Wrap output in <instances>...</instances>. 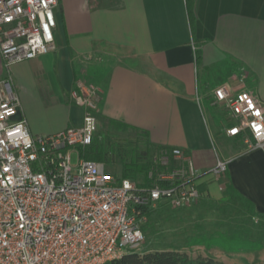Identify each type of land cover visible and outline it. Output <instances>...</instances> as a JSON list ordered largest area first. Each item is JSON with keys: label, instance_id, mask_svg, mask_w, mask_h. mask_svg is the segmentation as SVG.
Returning a JSON list of instances; mask_svg holds the SVG:
<instances>
[{"label": "crops", "instance_id": "obj_1", "mask_svg": "<svg viewBox=\"0 0 264 264\" xmlns=\"http://www.w3.org/2000/svg\"><path fill=\"white\" fill-rule=\"evenodd\" d=\"M55 12L56 50L11 68L17 119L33 135L80 126L72 92L94 83L99 124L120 120L154 148L182 149L199 171L200 196L225 194L230 182L264 215V149L228 136L231 113L213 110L220 85L264 104V0H194L193 29L186 0H60ZM218 160L228 170L215 176Z\"/></svg>", "mask_w": 264, "mask_h": 264}, {"label": "built area", "instance_id": "obj_2", "mask_svg": "<svg viewBox=\"0 0 264 264\" xmlns=\"http://www.w3.org/2000/svg\"><path fill=\"white\" fill-rule=\"evenodd\" d=\"M59 2L0 0V264H106L143 245L149 208H183L200 197L199 171L180 148L154 157L146 185L84 157L99 127L101 89L94 83L79 81L72 92L84 109L80 126L36 136L25 117L17 119L22 106L11 68L56 50ZM213 96L232 115L227 135L264 149V104L225 85ZM227 170L218 160L210 172Z\"/></svg>", "mask_w": 264, "mask_h": 264}, {"label": "rangeland", "instance_id": "obj_3", "mask_svg": "<svg viewBox=\"0 0 264 264\" xmlns=\"http://www.w3.org/2000/svg\"><path fill=\"white\" fill-rule=\"evenodd\" d=\"M5 76L4 72L0 79ZM213 110L219 114L226 111L220 105L215 106ZM95 137L108 151L105 159L100 162L115 176H122V165L124 160L129 161L131 149L145 148L141 133L116 128L108 121H100ZM157 154L152 153L151 157L154 158ZM77 162L78 154L74 152L73 164L76 165ZM145 181L140 178L136 182L144 184ZM144 230L146 240L135 250L140 253L177 250L192 258L212 257L221 264H264V215L250 211L243 201L225 202L224 190H216L208 197L200 196L197 201L183 208H173L166 202H160L149 208ZM236 231L259 242L261 246L251 250L228 251L218 246L207 247L190 243L191 239L200 233L217 235L219 232Z\"/></svg>", "mask_w": 264, "mask_h": 264}, {"label": "trees", "instance_id": "obj_4", "mask_svg": "<svg viewBox=\"0 0 264 264\" xmlns=\"http://www.w3.org/2000/svg\"><path fill=\"white\" fill-rule=\"evenodd\" d=\"M187 11L189 15L191 28H194L195 13H194V0H186ZM197 61L200 60V52L196 51ZM110 125L120 129H136L129 124L111 119ZM166 147H153L148 141H145V148L138 150L133 148L130 151L129 161L123 162L122 177H128L137 181L143 178L144 184H148V172L154 166V158L151 157L152 153H159ZM108 151L101 145L96 137L91 145L84 151V157L96 161H103ZM242 195L238 194L232 184L229 182L226 185L224 201L228 203H238L243 201ZM247 202V201H246ZM248 209L251 211L253 204L248 201L246 203ZM190 243L192 245H205L207 247L218 246L228 251L251 250L254 247H260L261 244L257 241L251 240L248 236L240 232H219L217 235L200 233L195 235ZM106 264H221L219 261L212 257H197L192 258L185 252L177 250H155L151 252L140 253L137 251L129 252L121 258L112 260Z\"/></svg>", "mask_w": 264, "mask_h": 264}]
</instances>
